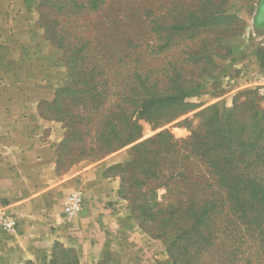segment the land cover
Here are the masks:
<instances>
[{"label":"rangeland","instance_id":"374dc122","mask_svg":"<svg viewBox=\"0 0 264 264\" xmlns=\"http://www.w3.org/2000/svg\"><path fill=\"white\" fill-rule=\"evenodd\" d=\"M262 2L38 0L35 30L47 49L40 52L31 73L0 72V93L8 96L17 94V88L21 90L34 83L45 84L40 85V92L46 83L51 89L55 86L52 99L40 101L38 110L64 132L57 150L56 174L65 176L80 162L104 165V177L118 182V195L128 204L136 223L152 230V235L147 234L153 245L145 264H172L167 249L176 235L160 236L161 222L156 215L167 203L166 189L145 183V174L153 166L150 157H146L148 149L139 148L141 156L136 157L132 148L157 133H166L178 156H184L191 148L194 134L205 136L210 132L215 108L222 116L235 104L237 112L232 121L247 123L252 108L264 111V103L250 89V83L262 71L249 68L250 53L257 49L259 56H264V36L256 32L264 14ZM174 26L184 27L173 34ZM165 69H175L185 81L200 84L196 97L188 100L198 107L170 123L155 126L144 117L136 118L133 111L140 107L131 105L133 98L127 96L128 88L134 74L145 78L149 70ZM90 70H95L91 74L95 76L93 81L87 76ZM157 73L160 72L154 75ZM12 75L19 76L20 85L16 88L9 82ZM123 105L128 107L126 123H117L119 128L115 130L129 132L135 121L138 139L107 153L100 134L106 129V118L111 121L112 114H117ZM181 161L176 158L167 163L166 171H176ZM185 166L194 175L200 170L194 160ZM51 205L59 208L60 200Z\"/></svg>","mask_w":264,"mask_h":264},{"label":"crops","instance_id":"0c3cea01","mask_svg":"<svg viewBox=\"0 0 264 264\" xmlns=\"http://www.w3.org/2000/svg\"><path fill=\"white\" fill-rule=\"evenodd\" d=\"M37 3L0 0V72L31 73L47 49L35 30ZM258 23L256 32L264 36V14ZM250 56L249 68L264 70L257 49ZM18 77L10 76L12 88L20 85ZM40 85L0 93V207L17 221L11 234L0 232V264H48L56 242L74 250L80 264H145L153 241L119 197L118 182L104 177V165L80 162L69 174H56L64 132L41 116L39 103L52 99L55 86L46 83L40 92ZM74 191L82 193L83 204L70 218L63 201ZM58 200L62 208L51 205Z\"/></svg>","mask_w":264,"mask_h":264},{"label":"trees","instance_id":"16d2710c","mask_svg":"<svg viewBox=\"0 0 264 264\" xmlns=\"http://www.w3.org/2000/svg\"><path fill=\"white\" fill-rule=\"evenodd\" d=\"M183 27L174 26L171 32L177 34ZM259 53L257 50L264 64V56ZM94 71L87 74L90 81L95 78L91 75ZM156 71L160 73L154 75ZM148 73L145 78L134 74L129 83L127 96L133 98L130 104L140 107L139 111L136 108L133 111L136 118L144 117L156 126L170 123L198 107L188 100L196 97L200 84L185 81L175 69ZM125 105L117 107L118 113L112 114L114 121L106 118V129L100 134L108 147L107 153L138 139L135 121L129 132L115 130L124 120L126 123ZM235 112V104L222 116L215 108L210 132L205 136L194 134L191 148L184 156H178L166 133H157L132 148L136 157L141 156L139 148L148 149L146 157H150L153 166L145 174V183L166 189L167 203L162 204L166 211L160 208L156 216L161 222V237L176 235L167 249L172 264H264V125H260L264 122V111L252 108L248 123L232 121ZM176 158L182 160L181 164L176 171L167 172L165 165ZM190 160L200 166L195 175L186 169L185 164ZM174 166L177 167L176 163ZM149 217L154 218L155 214ZM141 229L152 235V230ZM49 264L80 262L74 250L56 242Z\"/></svg>","mask_w":264,"mask_h":264},{"label":"built area","instance_id":"2783aa9c","mask_svg":"<svg viewBox=\"0 0 264 264\" xmlns=\"http://www.w3.org/2000/svg\"><path fill=\"white\" fill-rule=\"evenodd\" d=\"M250 89L256 98L264 103V70L250 83ZM83 196L80 191H74L67 195L63 201V214L67 217H76L82 210ZM17 227V221L11 212L0 207V232L11 234Z\"/></svg>","mask_w":264,"mask_h":264}]
</instances>
